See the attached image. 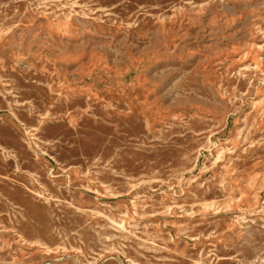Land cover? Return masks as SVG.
I'll return each instance as SVG.
<instances>
[{
    "label": "rangeland",
    "instance_id": "374dc122",
    "mask_svg": "<svg viewBox=\"0 0 264 264\" xmlns=\"http://www.w3.org/2000/svg\"><path fill=\"white\" fill-rule=\"evenodd\" d=\"M0 264H264V0H0Z\"/></svg>",
    "mask_w": 264,
    "mask_h": 264
}]
</instances>
